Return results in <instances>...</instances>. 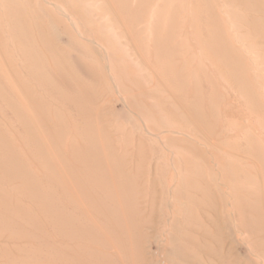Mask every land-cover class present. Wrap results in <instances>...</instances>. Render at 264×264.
I'll return each instance as SVG.
<instances>
[{
  "label": "rangeland",
  "instance_id": "1",
  "mask_svg": "<svg viewBox=\"0 0 264 264\" xmlns=\"http://www.w3.org/2000/svg\"><path fill=\"white\" fill-rule=\"evenodd\" d=\"M261 238L264 0H0V264H264Z\"/></svg>",
  "mask_w": 264,
  "mask_h": 264
},
{
  "label": "bare ground",
  "instance_id": "2",
  "mask_svg": "<svg viewBox=\"0 0 264 264\" xmlns=\"http://www.w3.org/2000/svg\"><path fill=\"white\" fill-rule=\"evenodd\" d=\"M175 4H176V3H175ZM178 4H179V3H178ZM170 5H171V4H170ZM246 7H247V6H246ZM148 8H149V7H148ZM59 16H60V15H59ZM234 21H235V20H234ZM158 24H159V23H158ZM70 25H71V24H70ZM158 26H159V25H158ZM81 27H82V26H81ZM168 34H169V33H168ZM168 34H167V35H168ZM233 34H234V33H233ZM166 38L169 39L167 36H166ZM92 40H93V39H92ZM140 40H141V39H140ZM87 41H88V40H87ZM167 41H168V40H167ZM242 41H244V40H242ZM165 42H166V41H165ZM87 43H88V42H87ZM155 43H156V42L153 41V44H154V45H155ZM163 45H164L163 42H162V43H159V42L157 43V46H156V47H157V49L159 50V52H160V51H161V52L163 51V49H164ZM242 46H243V45H242ZM97 47H98V46H97ZM101 50H102V48H101ZM104 70H105V69H104ZM136 74H137V73H136ZM111 77H112V76H111ZM259 86H260V85H259ZM262 101H263V100H262ZM148 106H149V105H148ZM132 115H133V114H132ZM31 123H32V122H31ZM26 126H27V125H26ZM180 135H181V134H180ZM38 141H39V140H38ZM211 162H212V161H211ZM58 165H59V164H58ZM248 186H249V185H248ZM28 195H29V194H28ZM255 240H256V239H255ZM260 241L262 242V244H264V238H261ZM251 250H252V249H251ZM117 253H118V252H117Z\"/></svg>",
  "mask_w": 264,
  "mask_h": 264
}]
</instances>
